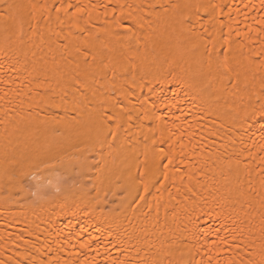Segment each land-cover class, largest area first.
<instances>
[{
  "label": "bare ground",
  "instance_id": "bare-ground-1",
  "mask_svg": "<svg viewBox=\"0 0 264 264\" xmlns=\"http://www.w3.org/2000/svg\"><path fill=\"white\" fill-rule=\"evenodd\" d=\"M0 264H264V0H0Z\"/></svg>",
  "mask_w": 264,
  "mask_h": 264
}]
</instances>
